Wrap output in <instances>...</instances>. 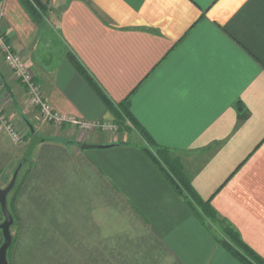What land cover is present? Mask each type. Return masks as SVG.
<instances>
[{"label": "crops", "instance_id": "1", "mask_svg": "<svg viewBox=\"0 0 264 264\" xmlns=\"http://www.w3.org/2000/svg\"><path fill=\"white\" fill-rule=\"evenodd\" d=\"M37 1L38 20L20 0H0V27L53 108L115 122L77 63L157 147L203 156L192 188L264 259V0ZM0 103L24 137L0 133L1 189L26 158L29 126L46 139L15 200L10 264H241L144 140L68 125L56 135L1 53Z\"/></svg>", "mask_w": 264, "mask_h": 264}, {"label": "trees", "instance_id": "2", "mask_svg": "<svg viewBox=\"0 0 264 264\" xmlns=\"http://www.w3.org/2000/svg\"><path fill=\"white\" fill-rule=\"evenodd\" d=\"M26 10L34 17L35 19H39L41 17V11L44 10V7L37 0H20ZM78 70L84 76L89 85L96 91V93L100 96L102 101L106 104V106L111 110L114 115V119L116 122H120V119L124 121V118H129L133 121L137 127L139 128L136 121L133 119L130 111L127 107H123L120 111L113 107V105L109 102L106 96L98 89L94 81L86 74V72L76 63ZM140 129V128H139ZM144 135L146 136L148 142L154 147L157 153L153 152L150 146L144 148V152L150 158L152 163L159 169L161 174L170 184V186L175 190V192L184 198L186 204L193 211L194 215L201 219L202 221H209L210 218L217 219V215L210 206L209 202L202 201L199 196L196 194L194 189L192 188L191 181L189 178L183 173L178 166H176L170 157V151L166 149L159 148L155 145L153 140L142 130L140 129ZM153 148V149H154ZM30 161V159H28ZM26 174L24 175L22 181L19 184H16L13 191L8 196V209L14 218V225L19 224L18 218L15 214V200L18 195L19 188L21 187L23 181L25 180ZM13 195V196H12ZM218 220V219H217ZM229 234L231 236L230 242H221V246L230 253L236 260H238L241 264H264V259L260 257L254 250H252L249 246H247L239 234L231 227H228ZM1 232V230H0ZM2 233V232H1ZM16 237L13 236V248L15 244ZM10 249V251H11ZM10 251L8 253V261L10 256ZM10 264V261H9Z\"/></svg>", "mask_w": 264, "mask_h": 264}, {"label": "built area", "instance_id": "3", "mask_svg": "<svg viewBox=\"0 0 264 264\" xmlns=\"http://www.w3.org/2000/svg\"><path fill=\"white\" fill-rule=\"evenodd\" d=\"M0 53L4 57L5 64L10 69L16 82L26 88L32 108L39 113L43 120L54 128H60L64 125L72 126L80 130L91 131L101 128L108 130L105 123H89L73 117L65 116L57 112L48 99L44 96L41 88L35 82V77L26 61L20 53L15 52L8 44L6 36L0 27ZM0 133L7 134L16 143H22L24 137L18 131L4 105L0 103Z\"/></svg>", "mask_w": 264, "mask_h": 264}, {"label": "rangeland", "instance_id": "4", "mask_svg": "<svg viewBox=\"0 0 264 264\" xmlns=\"http://www.w3.org/2000/svg\"><path fill=\"white\" fill-rule=\"evenodd\" d=\"M41 119L43 120L42 117H41ZM102 123H105L107 125L108 130H103L101 128H97V129H92L91 131H86V130H82V131H84V132H90V133H93V132H101V133H106L108 135L110 134L111 136L116 135V134H119L121 132H124V139H125V141L128 140L129 142H136V141H139L136 137H138V138L140 137L141 140H144V142L146 143V146H150V148L152 149V151L155 152V153H157L156 149L154 147H152L151 144L148 142V140H147L146 136L144 135V133L128 117L127 118H124V121L120 119V122H116L115 121V122H102ZM61 132H62V127H60V128H54V133L56 135H60ZM22 136H23V134H22ZM170 157H171L170 158L171 161L176 166H178V168H180V170H182L183 173L188 178H190L189 176L191 174H193V170L197 166L196 163L203 158V156L201 157L197 152H186V153H172L171 152L170 153ZM28 164H29V160L27 158H24V160L22 161V163H20L17 166L16 170L17 169H20V170H19V175H18L16 184H19L22 181L21 178L23 177L24 172L27 170V168H29L28 167ZM12 179L8 180V182L6 184V187L10 184V182H11ZM0 183H2V182L0 181ZM5 188H3V189H5ZM16 198H17V196H16ZM4 220H5V218H4V215L2 213V220H1L0 225L4 222ZM14 223H15V221H14ZM209 224H211V226L214 228V230L211 229L210 232L211 233L213 232L215 236L217 235V237L219 238V240L221 242H230L231 236L229 234V229H228V227L222 221L217 220V219L214 220V219L210 218L209 219ZM19 230H20L19 224H17V225H14L13 224V226L11 228L12 236H15L17 238V235L19 233ZM3 242H4V240H3Z\"/></svg>", "mask_w": 264, "mask_h": 264}, {"label": "water", "instance_id": "5", "mask_svg": "<svg viewBox=\"0 0 264 264\" xmlns=\"http://www.w3.org/2000/svg\"><path fill=\"white\" fill-rule=\"evenodd\" d=\"M29 128H30L32 138H31V141L25 153V157L27 159H30L32 157L35 148L40 143L46 141L45 138H41L35 135V130L31 125L29 126ZM82 148L84 150H90V149L98 148V146L84 145ZM19 170L20 169L16 170L13 176V179L11 180L10 184L5 189L0 188V208L5 218L4 222L0 225V230L2 231L3 238H4V242L2 246L0 247V264H9L8 253L13 243V236L11 233V228L14 224V219L8 209V196L10 195V193L13 191V189L16 186V181L19 175Z\"/></svg>", "mask_w": 264, "mask_h": 264}]
</instances>
